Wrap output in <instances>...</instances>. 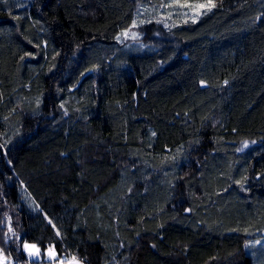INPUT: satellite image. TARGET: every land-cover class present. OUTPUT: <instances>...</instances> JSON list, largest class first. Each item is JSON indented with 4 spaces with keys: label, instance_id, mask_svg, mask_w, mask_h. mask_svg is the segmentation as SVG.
<instances>
[{
    "label": "trees",
    "instance_id": "16d2710c",
    "mask_svg": "<svg viewBox=\"0 0 264 264\" xmlns=\"http://www.w3.org/2000/svg\"><path fill=\"white\" fill-rule=\"evenodd\" d=\"M165 1L0 0V255L13 264L47 263L24 243L84 264H254L264 0H213L195 22L121 40Z\"/></svg>",
    "mask_w": 264,
    "mask_h": 264
},
{
    "label": "rangeland",
    "instance_id": "374dc122",
    "mask_svg": "<svg viewBox=\"0 0 264 264\" xmlns=\"http://www.w3.org/2000/svg\"><path fill=\"white\" fill-rule=\"evenodd\" d=\"M207 2H188V1H178V0H169L165 1L162 6H154L150 8V15L146 13V10L138 9L137 18L134 23V26L127 31H124L121 34V40L123 42H132V44L139 42L141 40V33L139 29L141 26L148 24L149 22H155L163 27L171 28L179 24L186 22H193L198 20L204 13L209 12L207 8L199 9L196 6L200 4H207ZM214 3V2H213ZM11 229V228H10ZM11 232V231H10ZM12 233V232H11ZM25 244L35 245L36 248L40 250L39 256L30 255V250L24 247ZM23 250L26 253L30 261L36 263L46 260L48 264H54L57 259H59L56 249L50 247L55 255L49 256L46 251L45 255L42 254V249L37 244L24 243ZM249 251L254 255V264H264V239L256 240L247 245ZM34 251V250H32ZM45 261V262H46ZM68 261V260H65ZM61 261L62 264H84L81 261L72 259L70 262L66 263ZM46 263V264H47ZM0 264H13L5 256L0 255Z\"/></svg>",
    "mask_w": 264,
    "mask_h": 264
},
{
    "label": "snow or ice",
    "instance_id": "6c2138e0",
    "mask_svg": "<svg viewBox=\"0 0 264 264\" xmlns=\"http://www.w3.org/2000/svg\"><path fill=\"white\" fill-rule=\"evenodd\" d=\"M215 6L216 5L213 3V0H208L207 4H200V5H197L196 7L199 8V9L207 8L210 11ZM193 22H195V21H193ZM245 146H247V145L245 144ZM10 231H11V229H10ZM57 234H59V233H57ZM24 247L26 249L30 250V255H34V256H37V257L39 256L40 250L38 248H36L35 245L25 244ZM32 250H34V251H32ZM47 254L49 256H54L55 255V253L51 249L48 250ZM73 259H75V258H73Z\"/></svg>",
    "mask_w": 264,
    "mask_h": 264
},
{
    "label": "crops",
    "instance_id": "0c3cea01",
    "mask_svg": "<svg viewBox=\"0 0 264 264\" xmlns=\"http://www.w3.org/2000/svg\"><path fill=\"white\" fill-rule=\"evenodd\" d=\"M72 259L68 260V261H65V260H59L57 259V261L54 263V264H62L61 261H65L66 263L70 262Z\"/></svg>",
    "mask_w": 264,
    "mask_h": 264
}]
</instances>
